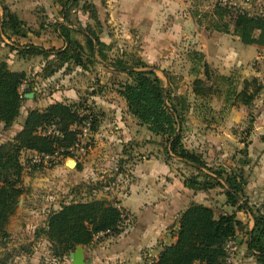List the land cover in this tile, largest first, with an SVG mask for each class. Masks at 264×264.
<instances>
[{
  "label": "trees",
  "instance_id": "16d2710c",
  "mask_svg": "<svg viewBox=\"0 0 264 264\" xmlns=\"http://www.w3.org/2000/svg\"><path fill=\"white\" fill-rule=\"evenodd\" d=\"M85 1L87 3L82 10L90 15L94 26L87 25L86 29L81 30L85 41L82 43L74 37L78 32L77 28L69 23L68 13ZM57 5L65 12L64 22L68 23H60L57 33L63 39L64 47L54 54L58 60L48 61L42 77L51 78L70 63L84 71H89L93 65L101 63L106 68L127 74L129 80L119 83L117 93L126 101L128 112L149 133L163 139L167 163L173 158H178L197 171L195 175L184 177L185 187L195 192H210L221 188L228 205L237 208V211L249 212L254 218L253 230H247V225L237 219L235 212L218 215L213 208L192 202L180 214L179 225L175 230L176 241L164 247L152 264H222L226 257L227 243L241 233L248 237L250 254L258 264H264V214L261 208L255 209L246 201L240 202V188L247 184V181L243 177V171L238 173L237 168L240 164L245 167L251 160L248 156L249 137L255 122V115L251 110L263 92L259 79L241 82L235 74L220 75L211 69L204 54L197 50H190L188 53L189 60L194 64L191 73L196 77L200 75L193 83V94L202 102L200 110L204 112L208 109V98L217 96L227 109L243 106L249 111V124L241 134L245 144L241 152L244 159L236 167L221 164L213 173L209 168L212 165L208 164L204 155L188 149L184 142L183 127L186 123V113L189 111L187 99L171 95L157 74L146 70L147 66L142 64L144 61L140 59L136 61L135 66L126 65L121 60L108 62L105 53L108 46L101 39L104 26L93 2L58 0ZM231 14L234 15L233 34L244 45L264 48V17H252L215 6L209 15L210 26L207 29L230 33L231 26L226 18H230ZM25 25L17 14L4 7L0 17V45L5 33L26 39L31 31H27ZM13 51L17 52L21 60H30L37 56L48 59L49 55H52L50 50L34 43ZM201 76L204 79H201ZM23 86H26L27 93L31 94L35 83L28 78L25 71L11 70L7 61L0 58V125L4 129L11 128L22 115L24 102L28 100L25 93L21 92ZM86 105L65 101L50 104L44 109H29L21 131L14 138L0 144V243L3 245L10 238V219L16 215L20 199L26 193L23 154L29 151L40 156H72L69 150L80 141V129L90 122L92 133L95 134L100 126V110ZM53 125L57 126L60 135H44L43 131ZM91 147L93 143H90L89 148ZM82 187L90 199L72 198L71 201L63 203L58 210L50 212L46 225L35 231L36 241L46 240L51 244L54 258L68 257L79 246L91 245L99 235L119 236L124 232L123 212L118 208L117 201L92 196L94 192H100L108 186L97 182L84 184ZM8 262V258L3 259L1 264Z\"/></svg>",
  "mask_w": 264,
  "mask_h": 264
},
{
  "label": "crops",
  "instance_id": "0c3cea01",
  "mask_svg": "<svg viewBox=\"0 0 264 264\" xmlns=\"http://www.w3.org/2000/svg\"><path fill=\"white\" fill-rule=\"evenodd\" d=\"M108 3L111 8L112 5L115 6L120 15L117 16L119 18L117 23L137 28L144 34L143 37L146 34L152 35L150 39L145 40L148 44L144 53L151 59L152 64L156 58L163 60L174 56L173 49L170 48V36L159 37L157 34V27L173 23L175 26L187 29L192 27L191 34L187 35L189 39L186 38L184 41L188 48L204 54L206 62L216 73L224 76L241 74L244 80L259 79L263 92L255 101V122L249 137V158L254 161L256 177L250 179L246 191L251 198L256 196L257 203L254 205L257 209L261 208L264 214V48L244 45L231 32L220 33L208 30L206 27L201 29L198 23L191 22V18L185 21L179 13L183 9L176 11L172 0H109ZM41 7L42 11L44 9L51 11L58 8V5L46 3ZM41 7L35 4H22V2L10 6L13 12L34 26L43 20L41 17L37 18L35 12L41 10ZM61 20L64 21V18L62 17ZM76 70L88 72L81 68ZM168 82L172 86V83ZM67 94H61L60 99L56 98L49 105L65 102L67 99L72 100ZM33 99L34 97L29 101ZM118 100L120 106L117 100L104 106L99 105L101 117L99 130L93 136L95 147L93 146L87 153L85 165L80 171L83 173L85 183L105 184L107 174L112 172L114 158L124 157L126 145H129L127 149L133 148L130 152L138 158L130 166L128 175L121 177L120 184L109 183V186L104 188L109 192L108 194L113 195L112 199H116L118 208L123 212L124 232L119 236L102 234L96 237L91 245L81 246L85 264H152L164 247L176 241L175 230L179 225L180 214L192 202L211 207L218 215L235 212L237 219L247 225V230H253L255 225L253 216L249 212L237 211V208L222 203L221 200L226 198L224 194L216 190L195 192L186 188L184 177L193 172H190L193 167L184 162L173 165L167 163L164 160V148L158 143L160 137L145 131L146 128L140 126L128 112L126 101L119 95ZM27 113L28 111L25 118ZM248 115V109L243 106L235 107L228 116L225 118L221 116L220 119L215 115L209 119V116H205L203 110H200L194 116L198 127L185 137L184 142L188 149L202 153L209 165L227 163L231 155L245 148L238 134L241 132L239 130H243L246 126ZM213 120L220 124L224 120L222 124L224 128L221 130L218 128L219 131L208 129L209 124H213ZM22 125L23 123H20L18 132L21 131ZM25 153L36 158L38 155L29 151ZM61 164L56 167L59 175H62L63 169L68 167L67 161ZM111 167V170L108 169ZM77 168H80L79 165ZM80 171L76 170V176L80 175ZM36 174L33 173V176ZM33 176H29L24 186H30L34 190L37 188L35 186L38 185L36 183L38 179ZM62 181L63 178L53 180L55 188L61 190V185H64L60 184ZM42 184L46 185V183ZM92 196L101 199L107 197L103 192L98 195L94 192ZM71 200L72 198L61 194L49 197L36 195L33 192L25 193L14 216L18 219L19 232L26 231L34 235L38 228L46 225L51 211L59 209L63 203ZM235 240L238 243V251L234 264H258L248 251V237L241 233ZM23 259L19 264H34L31 258Z\"/></svg>",
  "mask_w": 264,
  "mask_h": 264
},
{
  "label": "rangeland",
  "instance_id": "374dc122",
  "mask_svg": "<svg viewBox=\"0 0 264 264\" xmlns=\"http://www.w3.org/2000/svg\"><path fill=\"white\" fill-rule=\"evenodd\" d=\"M57 1L58 0H0V17L3 15L4 7H8V9L11 10L10 6H14L16 2H22V4H35L41 7L42 5L45 6L46 3H51L52 5L57 4ZM108 1L109 0H88V2H93L96 5L99 18L104 26L101 39L108 46V49L105 52L108 62L114 63L121 60L126 65L130 66V64H132L135 66L134 64L136 61L140 59L144 61L142 64L147 66L146 70H152L157 74V76L161 79L163 86L168 89L171 95L185 97L189 103V111L185 116L186 123L183 127L184 138L189 136L188 134L194 131L193 129L198 127L196 121L194 120V116L200 112V106L202 103L201 100H197L193 94V83L196 79L200 78V75H197L196 77L191 73L194 64L189 60L188 53L190 50L192 51L194 49L188 48L187 43L184 41V39L187 38V35L191 34L190 31L192 30V27L187 29L183 28L182 26H175L173 23L157 27V34L159 37H163L165 35L170 36V48L173 49L172 54L174 56L168 59L163 58V60H158V58H156L152 64L151 59L144 55L146 52V45L148 44V41L145 40L150 39L152 35L146 34V36L143 37L144 34H142L141 31H138L137 28L132 26H122V24L117 23V19H119L118 17L120 15L117 13L115 6L111 4L112 8L110 7V3H108ZM86 3V1L81 2L68 13L69 23L77 28L76 31L78 33L74 34V37L79 39V41L82 43H85V41L84 36L81 34V30L86 29L87 25L94 26V22L90 19V15L84 13L82 10ZM172 5L174 8H176V11L178 9H180V11L183 9V11L179 12L181 18H183L185 21L187 18H191V22L194 21L198 23L201 29L210 26L209 15L216 6L213 0H172ZM35 12L37 18L41 17L43 19L35 26H32L27 20L22 19L16 12H13L17 14L23 22L26 23V30L29 31L28 29H30L31 31L26 39L12 37L7 33L2 36L3 42L0 45L1 60L7 61L10 69L13 71H25L28 75V78L35 83L33 93L36 95L34 96L33 101H29V99L26 97L29 94L27 93V88L24 92H22L25 93V97L28 99L24 102L22 115L9 129H4V127L0 125V144L5 143L16 136L20 123H23L25 120L27 110L31 108L42 109L44 106L49 105L51 101L53 102L56 98L60 99L61 94L65 95L68 93L67 95L72 97V100L67 99L66 101H70V103H84L87 104V107L94 106L98 109L99 105L104 106L105 104H109L111 101L114 102L115 100H117V104L120 106L117 93L118 85L119 83L129 80L127 74L118 72L111 68L106 69L101 63H96L91 67L92 69L86 73L76 70L78 67H74L72 63H70L58 71L53 77L48 79L42 77L44 69H46L48 66V61L58 60L54 54L56 51L64 47L63 39L57 35L61 25L60 23H63V25H68V23L66 24V22L61 20L65 12H63L61 7L59 9V6L58 8H55V10L51 11H46L45 9L42 11L41 7V10H36ZM174 16H176V14ZM226 20L230 23V30L231 33H233L234 15H232L230 18L227 17ZM135 32H137V34ZM31 43H34V45L42 47L43 49L50 50L52 55H49L48 59L44 56H37L24 63L23 61L26 60L19 59L17 52L13 50L21 49L26 47V45H30ZM238 77L241 82L244 80L243 75L238 74ZM201 79H204V77L201 76ZM168 81L172 83V86L169 85ZM208 84L211 85L209 82ZM208 99V109H205L204 113L205 116H209V119H212V116L214 115L219 119L221 116H224L225 118L229 115L232 109H234L233 107L227 109L223 105L221 99L217 96ZM255 109L256 108L254 104V108L251 110L254 115L256 114ZM248 121L249 119H247L246 126L243 127V130L248 126ZM212 122L213 124H209L210 128L208 129H216L219 131L218 128L220 130L221 128H224L222 127L224 126L222 125L224 124V120L221 124L217 121L215 123V120ZM243 130H239L241 132L238 131V135L242 143L244 139L243 135H241ZM145 131L147 130L145 129ZM92 139L93 141L91 140V143H93V146L95 147V138ZM158 143L163 147L162 138H160ZM82 146L83 145L78 142L74 148L69 150L72 156H59L52 160L46 158L37 159L36 157H32L31 155L28 156L27 153H24L22 157V162L25 168L23 176L24 183H26V180L29 178V176L32 177L33 173L35 172L37 174L33 177L38 179L36 181L38 185L35 186L37 188L33 190L32 187L25 186V192H33V194L35 193L36 195H44L49 197L61 194V196L69 198H82L81 200L86 198L90 199V197H88L89 195L84 193L86 190L82 186L87 183L84 182L83 173L80 171L85 165L84 160L86 159L87 153L89 151L87 150L85 153L82 152L80 150ZM128 146L129 145H126L124 148L126 150L124 157L114 158L115 160L113 169L112 167L108 168L110 170L112 169V172L107 174L106 180H104L107 182L104 185L109 186V183L112 185L114 183L120 184L121 177L125 176L126 174L128 175L130 166L134 163L135 159L138 158V156H135L134 153L130 152L133 148H126ZM241 152L242 150L236 152L234 155H231L228 159L229 162H219L216 164L212 163V167L209 168L214 173L221 164H226L230 167L235 165L236 167L237 164H239V162L244 159ZM248 156L250 157V155ZM95 158H97V156ZM70 160L75 161L77 165L69 167V164H67L68 167L63 169V174L59 175V173L56 172V167L58 165H62L61 163L65 161L69 163ZM182 162L183 161L178 158H173L169 161V163L172 165ZM208 164L210 163L208 162ZM78 165L80 168H77ZM237 168L238 173L243 171V177L247 181V184H243L240 188V195L242 196L240 202L246 201L250 206H253L256 209V206L254 205L257 203L256 196L251 198L248 196L246 191L250 179L256 177L254 161L251 159L250 163L245 167L240 164L237 166ZM77 169L80 171V175L78 176H76ZM191 171L193 172L189 174L190 176L197 174V171L194 168H191L190 172ZM207 172L210 171L207 170ZM57 177L61 179L63 178V181L60 183L64 184L61 185V190L55 188V184H53V180L58 179ZM42 183H46L47 186L43 185ZM27 188L29 189L27 190ZM216 191H218V193L224 194V190L221 188H217ZM101 192L106 194L108 197L103 199L116 200L112 199L113 195L111 196L108 194L109 192H107L105 189L97 192V195ZM221 201L222 203H227V198H225V200L222 199ZM8 231L10 233V238L4 242V245L3 243H0V264L3 259L7 258L9 260L8 264H19L20 261L24 260L23 258H31L30 260H32L34 264H64V262L69 260V256L64 258H54L52 246L48 241H36L33 234H30L26 231L19 232L20 229L18 219H15L14 216L10 219Z\"/></svg>",
  "mask_w": 264,
  "mask_h": 264
},
{
  "label": "built area",
  "instance_id": "2783aa9c",
  "mask_svg": "<svg viewBox=\"0 0 264 264\" xmlns=\"http://www.w3.org/2000/svg\"><path fill=\"white\" fill-rule=\"evenodd\" d=\"M216 4V6L222 7L224 9H227L228 11H233V12H240V13H245L248 14L249 16L252 17H264V0H213ZM26 89V86H23L21 89V92H24ZM81 135H80V144L83 146L80 148L82 152H86L87 150L89 151L91 148H89L90 143L92 142V138L94 134L92 133L91 130V123H87L84 127L81 129ZM44 135H54V136H59V130L56 125H53L43 131ZM58 157V156H57ZM55 157H50V156H39L37 155V159H56ZM226 257L225 260L222 264H234L236 254L238 251V243L237 241L231 240L227 243L226 247ZM156 259V257H155ZM64 264H71L70 260H67L64 262Z\"/></svg>",
  "mask_w": 264,
  "mask_h": 264
},
{
  "label": "water",
  "instance_id": "95a60500",
  "mask_svg": "<svg viewBox=\"0 0 264 264\" xmlns=\"http://www.w3.org/2000/svg\"><path fill=\"white\" fill-rule=\"evenodd\" d=\"M128 70H130V69H128ZM26 97L28 99L33 98L34 94H29ZM68 164H69V167L77 165V163L73 160H70ZM103 198H105V197H103ZM69 260L71 261V264H85L82 247H78L74 253H71L69 256Z\"/></svg>",
  "mask_w": 264,
  "mask_h": 264
}]
</instances>
